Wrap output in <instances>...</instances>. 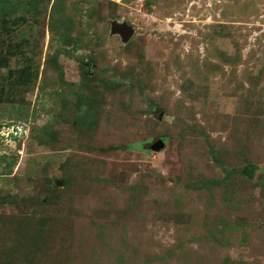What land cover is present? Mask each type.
Masks as SVG:
<instances>
[{
  "label": "rangeland",
  "instance_id": "rangeland-1",
  "mask_svg": "<svg viewBox=\"0 0 264 264\" xmlns=\"http://www.w3.org/2000/svg\"><path fill=\"white\" fill-rule=\"evenodd\" d=\"M0 264H264V0H0Z\"/></svg>",
  "mask_w": 264,
  "mask_h": 264
},
{
  "label": "water",
  "instance_id": "water-1",
  "mask_svg": "<svg viewBox=\"0 0 264 264\" xmlns=\"http://www.w3.org/2000/svg\"><path fill=\"white\" fill-rule=\"evenodd\" d=\"M112 32L117 33L121 35L125 40L129 39L132 35L131 29H129L126 26H118L117 24H113ZM164 147V142L160 138H155L152 140V142L147 144V150H153L158 151L161 150ZM58 185L60 186L61 183L58 182Z\"/></svg>",
  "mask_w": 264,
  "mask_h": 264
},
{
  "label": "trees",
  "instance_id": "trees-1",
  "mask_svg": "<svg viewBox=\"0 0 264 264\" xmlns=\"http://www.w3.org/2000/svg\"><path fill=\"white\" fill-rule=\"evenodd\" d=\"M252 168V167H251Z\"/></svg>",
  "mask_w": 264,
  "mask_h": 264
}]
</instances>
